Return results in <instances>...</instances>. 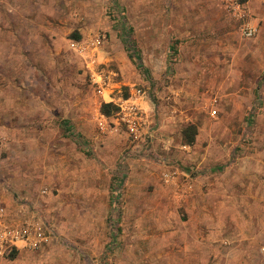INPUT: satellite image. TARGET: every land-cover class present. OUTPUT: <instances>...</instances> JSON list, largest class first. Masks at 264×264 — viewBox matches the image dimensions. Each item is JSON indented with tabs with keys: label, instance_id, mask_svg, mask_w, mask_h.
<instances>
[{
	"label": "rangeland",
	"instance_id": "obj_1",
	"mask_svg": "<svg viewBox=\"0 0 264 264\" xmlns=\"http://www.w3.org/2000/svg\"><path fill=\"white\" fill-rule=\"evenodd\" d=\"M97 37L96 58L70 47ZM110 72L107 94L144 95L137 141L93 83ZM198 187L258 220L264 0H0V204L49 238L8 264H167Z\"/></svg>",
	"mask_w": 264,
	"mask_h": 264
},
{
	"label": "crops",
	"instance_id": "obj_2",
	"mask_svg": "<svg viewBox=\"0 0 264 264\" xmlns=\"http://www.w3.org/2000/svg\"><path fill=\"white\" fill-rule=\"evenodd\" d=\"M244 186L247 188L246 184ZM227 196L231 204L228 210H224V219L221 221L218 206L213 200L205 205L200 188L196 189L197 203L191 210L194 235L191 239L183 233L180 235L177 243L181 244V251L174 257L168 254L167 264H264V203L258 220L250 221L247 197L241 196L240 204L236 205V197L231 193H227ZM1 198L7 203L11 218L19 220L21 216L13 209L17 206L14 200L8 194ZM169 244L168 251L173 243L169 241ZM21 251L26 250L18 252Z\"/></svg>",
	"mask_w": 264,
	"mask_h": 264
},
{
	"label": "built area",
	"instance_id": "obj_3",
	"mask_svg": "<svg viewBox=\"0 0 264 264\" xmlns=\"http://www.w3.org/2000/svg\"><path fill=\"white\" fill-rule=\"evenodd\" d=\"M243 32L247 37H251L255 34L256 28L246 25ZM102 44L103 38L97 37L92 40L73 41L70 47L76 53L87 58L91 55L96 58L97 54L95 53L99 49L102 50ZM91 60L93 61V59ZM116 78H118V74L115 72H110L108 75L103 73H93L92 75L98 94L104 98L106 103L116 104L119 107L121 122L133 139L137 141L141 136L140 128L142 114H144L139 102L144 95L139 90L128 99L118 100L112 94H107L108 88ZM100 125L104 127L103 122ZM17 209L22 216L16 221L11 218L9 208L0 204V264H8L9 257L14 252L20 250L36 252L45 247L49 241L45 234V224L39 220L37 215L28 213V216L24 217L26 209L25 204L22 203H19Z\"/></svg>",
	"mask_w": 264,
	"mask_h": 264
},
{
	"label": "trees",
	"instance_id": "obj_4",
	"mask_svg": "<svg viewBox=\"0 0 264 264\" xmlns=\"http://www.w3.org/2000/svg\"><path fill=\"white\" fill-rule=\"evenodd\" d=\"M111 108V105H104L103 106V112L106 114H109V109ZM77 138V137H76ZM16 252H14L11 257L15 254Z\"/></svg>",
	"mask_w": 264,
	"mask_h": 264
}]
</instances>
